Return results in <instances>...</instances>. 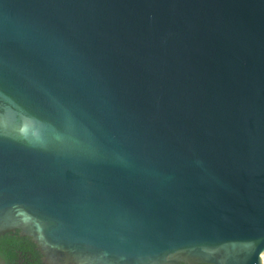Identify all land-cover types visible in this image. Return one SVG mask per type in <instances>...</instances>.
<instances>
[{
    "label": "water",
    "instance_id": "1",
    "mask_svg": "<svg viewBox=\"0 0 264 264\" xmlns=\"http://www.w3.org/2000/svg\"><path fill=\"white\" fill-rule=\"evenodd\" d=\"M44 264H263L264 0H0V237Z\"/></svg>",
    "mask_w": 264,
    "mask_h": 264
},
{
    "label": "trees",
    "instance_id": "2",
    "mask_svg": "<svg viewBox=\"0 0 264 264\" xmlns=\"http://www.w3.org/2000/svg\"><path fill=\"white\" fill-rule=\"evenodd\" d=\"M0 264H44L36 243L19 230L0 237Z\"/></svg>",
    "mask_w": 264,
    "mask_h": 264
},
{
    "label": "built area",
    "instance_id": "3",
    "mask_svg": "<svg viewBox=\"0 0 264 264\" xmlns=\"http://www.w3.org/2000/svg\"><path fill=\"white\" fill-rule=\"evenodd\" d=\"M263 264H264V257H263Z\"/></svg>",
    "mask_w": 264,
    "mask_h": 264
},
{
    "label": "flooded vegetation",
    "instance_id": "4",
    "mask_svg": "<svg viewBox=\"0 0 264 264\" xmlns=\"http://www.w3.org/2000/svg\"><path fill=\"white\" fill-rule=\"evenodd\" d=\"M21 235V234H20ZM21 236H23V235H21ZM201 264H205V263H201Z\"/></svg>",
    "mask_w": 264,
    "mask_h": 264
},
{
    "label": "bare ground",
    "instance_id": "5",
    "mask_svg": "<svg viewBox=\"0 0 264 264\" xmlns=\"http://www.w3.org/2000/svg\"><path fill=\"white\" fill-rule=\"evenodd\" d=\"M262 256L264 257V254Z\"/></svg>",
    "mask_w": 264,
    "mask_h": 264
}]
</instances>
